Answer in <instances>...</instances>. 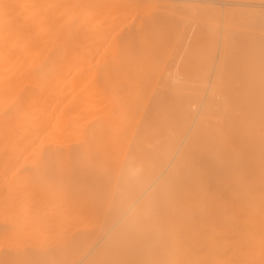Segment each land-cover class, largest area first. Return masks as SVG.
Returning a JSON list of instances; mask_svg holds the SVG:
<instances>
[{
  "label": "bare ground",
  "instance_id": "1",
  "mask_svg": "<svg viewBox=\"0 0 264 264\" xmlns=\"http://www.w3.org/2000/svg\"><path fill=\"white\" fill-rule=\"evenodd\" d=\"M30 1L0 0V264H264V15L241 34L240 14L210 6L194 31L175 28L185 56L221 37L198 74L177 72L181 53L177 71L126 75L100 65L114 33L99 63L84 56L100 39V0ZM248 1L264 2L228 0ZM139 22L160 51V21ZM231 62L246 73L225 75Z\"/></svg>",
  "mask_w": 264,
  "mask_h": 264
},
{
  "label": "rangeland",
  "instance_id": "2",
  "mask_svg": "<svg viewBox=\"0 0 264 264\" xmlns=\"http://www.w3.org/2000/svg\"><path fill=\"white\" fill-rule=\"evenodd\" d=\"M28 1V2H27ZM30 0H26V2L27 3H33V2H29ZM33 1V0H32ZM36 1V0H35ZM40 2H42V0H39ZM45 2H46V0H44ZM43 1V2H44ZM49 1V0H48ZM53 2L51 3V1H50V4L52 5L51 6V8L52 7H54V5H55V8H57V6H58V3L57 2H59V1H61V0H52ZM69 1V0H68ZM72 0H70V2H71ZM109 2V0H100V1H98L96 4H97V6H96V8L97 7H101V9H99V8H97V10L95 11V15H96V18H97V21H98V30H99V33H101V34H99V37H100V39L97 41V44H95V45H93L92 47L91 46H89L90 44H88V43H84L83 45H85V46H82L83 47V51H86V49H88L89 48V50H87V52L90 54V55H88V53L87 52H85L86 54H84V56L86 57V55H87V57H86V61L88 62L89 61V65L90 64H92V65H94V64H96V63H99V61H101V60H99V59H97L98 57H99V53H100V51L101 50H103V52H104V50H105V47H103V46H106L107 45V42H110L111 40H113L114 42H115V40L117 39V41H118V43H112V45H109L108 44V47H111V48H106V50H107V52L106 53H104L105 55H103L102 53H100V54H102V55H100V59H102V62H100V65L102 64H105V61L107 62V65H108V63H111V64H109V65H111L112 67H114L113 65H115L116 64V68H117V70H116V68H115V70H114V72H116V73H124V74H126V75H134V74H140V72H141V74H144V73H151V74H153L154 73V71L156 70V72L157 73H160L158 70L160 69V71L161 72H164L165 70L166 71H168V72H170V70H172L171 72H174L173 70H175V71H177L175 68H173L174 67V63L177 61V60H179V62H180V59L179 58H181V71H177L178 73H185V74H187V75H191V76H193V75H195V73L196 74H198L199 73V71H200V69H198V68H200V67H196V65L197 64H200L199 62L201 61V57L203 56V53H202V49H204L203 47H202V49H201V47H199V48H193L192 49V51L190 52V54H188V56H187V54H186V56L185 55H183V52H182V49H179L180 48V46H178V50L176 49L177 47H176V45H177V43H178V41L176 42V44H175V41L176 40H179V39H176L175 37L178 35V36H180L178 33H176L175 32V28L176 27H181V28H184V29H186V28H189V29H192V31H194L197 27H198V24H200L199 22H201L200 21V19L201 20H203V18L202 17H204L205 15H206V12L208 13V11L212 8V7H210V6H217V7H219V8H221L222 9V11L223 12H225V10H226V7H229V8H231V9H234V12L233 13H235L236 15H241L240 17H242V18H240V19H238L239 21L240 20H242L243 22H244V24L245 25H243L242 23L243 22H240L241 24H239V25H242L243 27H241V26H238V27H240V29L242 30H240V29H238L237 31H235V34H234V36L236 37V34H238L239 33V30H240V32H241V34L242 33H246L245 32V30L244 29H251V27H252V25L254 24L253 23V21H254V19H255V17L256 16H258V15H264V2H250V1H248L247 3H238V5H237V3L235 4H231V2H228V0H225L226 1V3H225V1L224 0H134L135 2L133 3L132 2V0H122V1H120V0H114V3H113V0H112V2L110 1L109 3H113V4H111V5H109V3H106V2ZM130 1H131V3H130ZM223 1V2H222ZM73 2V1H72ZM74 2H75V0H74ZM99 2H100V4L101 5H99ZM129 2V3H128ZM105 3V4H104ZM56 4H57V6H56ZM103 4H104V6H103ZM123 6H122V5ZM241 4V5H240ZM243 4V5H242ZM250 4V5H249ZM261 4V5H260ZM115 5V7H116V5H118L119 6V8L121 9V10H119V12H116L115 10H118L117 8H115L114 9V12H116L117 14L116 15H118L119 13H120V15L119 16H116V15H114V13H113V15L115 16H113L112 17V14H109L108 12H107V10L109 11V10H111V9H113V8H111V9H109L110 7H113ZM124 5H126V6H124ZM130 5V6H129ZM110 6V7H109ZM120 6H122V8L120 7ZM127 6H128V8H127ZM109 7V8H108ZM125 7H126V9H125ZM108 8V9H107ZM103 9L106 11H104V13L102 14V12H103ZM125 9V11L127 12V13H129V11L130 12H132L131 14L129 13V14H127L126 12H125V14H123V12H122V10H124ZM135 9H138V10H135ZM139 9H140V11H141V9H142V12H139ZM144 9V10H143ZM236 9V10H235ZM53 10H54V8H53ZM128 10V11H127ZM56 11V10H55ZM145 11H147L145 14H146V16H147V18L149 19V20H151V19H155V21L157 20V21H160L157 25H156V28H154L155 29V31H154V33H156L155 35H154V33H153V36H155V37H153V39L154 40H156V39H158V38H162L163 39V37L164 38H167L166 39V43L169 41V43L170 44H166L165 43V46H168L167 48H162L160 51L158 50V52H157V50H153V48L151 49V47H152V45H151V39L150 40H147V42H146V49H150L149 51H151V50H153V51H151V52H149L148 50H146V49H144L145 47H144V29H141V31L139 30V31H135V27L137 26V24H138V22L140 21L141 22V24H142V22L144 23V12ZM162 11H163V13L164 12H167L166 14L167 15H163L162 14ZM176 11H178V12H176ZM237 11V12H236ZM245 11V12H244ZM99 12H101V13H99ZM110 12V11H109ZM112 12V11H111ZM138 12V13H137ZM238 12H240V13H238ZM108 13V14H107ZM121 13H122V15H126V16H128L126 19H128V21L125 19L124 21H123V19L125 18L124 16V18H122V16H121ZM136 13V14H135ZM147 13H148V15H147ZM175 13V14H174ZM199 13H201V14H199ZM246 13V14H245ZM61 14V13H60ZM111 16V18L112 19H114L112 22H111V19L110 18H107V16ZM137 16V14H138V16L137 17H135V15ZM161 15V17H160V15ZM194 14V15H193ZM204 14V15H203ZM209 14H211V13H209ZM208 14V15H209ZM244 14V15H243ZM61 15H64V14H61ZM103 17H101V16ZM105 16V18L106 19H108V22H109V24H108V22L106 21V19L104 18V16ZM141 15V16H140ZM150 15V16H149ZM177 15V16H176ZM198 16V15H200L199 17H198V19H196L197 17H194V16ZM246 15V17L244 18L243 16H245ZM83 16V15H82ZM81 16V17H82ZM98 16V17H97ZM108 16V17H109ZM134 16V17H133ZM188 16V17H187ZM218 16V18H219V20H220V22L219 21H217V20H215V19H218V18H214V22H215V24H214V22H213V26H212V28L216 25H218L219 26V28L218 27H214V30L215 29H219L218 31H216V32H219V34L221 35L222 34V31H223V28H224V24L223 23H226V20H225V17H224V15H217ZM220 16V17H219ZM101 18V19H98V18ZM117 17V18H116ZM141 17V19H139ZM151 17V18H150ZM168 17V18H167ZM184 17V18H183ZM205 17H207V15L205 16ZM216 17V16H215ZM237 17H239V16H237ZM247 17H248V19H247ZM159 18L161 19V20H159ZM168 20H167V19ZM175 20H174V19ZM180 18H183L182 20L180 19ZM232 18H234V19H236L237 20V18H236V16H232ZM250 18H253V19H250ZM104 21H103V20ZM119 20L120 21V23L119 24H117L119 21H117V20ZM136 19V20H135ZM171 19V20H170ZM188 19V20H187ZM207 19V18H206ZM130 20V21H129ZM165 20V21H164ZM180 20V22H178ZM231 20V19H230ZM237 20V21H238ZM251 20V21H250ZM102 21H103V23H107V24H104V25H101L102 24ZM117 21V22H116ZM122 21V22H121ZM127 21V22H126ZM162 21V22H161ZM168 21V22H167ZM174 21V22H173ZM186 21V22H185ZM196 22V24H195V22ZM205 21H207V20H205V18H204V21L203 22H201V24L202 23H204ZM232 21V20H231ZM230 21V23H232V26L235 28V25L237 24V23H235V24H233V22H235V20L234 21H232L231 22ZM247 21V22H246ZM114 22V23H113ZM139 22V23H140ZM166 22V23H165ZM173 22V23H172ZM84 23H86L85 21L84 22H82V26L85 28L86 27V29H84L82 26V31L81 32H83V34L84 33H86L87 31L89 32H91V29H92V27L91 26H88L87 24H84ZM88 23V22H87ZM128 23L130 24L129 26L130 27H127L128 26ZM196 25H194V24ZM211 23H212V21H211ZM247 23H250V26H248L249 24H247ZM110 24H113V25H110ZM124 24V25H123ZM171 24V25H170ZM185 24V25H184ZM209 24V23H208ZM207 24V22L205 23V25H208ZM111 27H110V26ZM123 26V27H121L120 28V26ZM125 25H126V27H125ZM139 25V24H138ZM182 25H183V27H182ZM248 26V28H246V27H244V26ZM103 27V29H102V27ZM119 26V27H118ZM199 26H201V25H199ZM223 26V27H222ZM100 27H101V30H100ZM108 27V28H107ZM125 27V28H124ZM138 27V26H137ZM194 27V28H193ZM112 28V29H111ZM168 28V32H167V30H165V29H167ZM170 28V29H169ZM242 28H244V29H242ZM89 29V30H88ZM119 29V30H118ZM120 29L122 30V31H120ZM126 29V30H125ZM130 29V30H129ZM134 29V30H133ZM171 29H174L173 31L171 30ZM188 29V30H189ZM236 29V28H235ZM108 30H112L111 32L110 31H108ZM85 31V32H84ZM105 31V32H104ZM107 31H108V33H107ZM170 31V32H169ZM172 31V32H171ZM244 31V32H243ZM106 35H104L103 33ZM237 32V33H236ZM110 33V34H109ZM115 34V36H116V38L115 37H113L114 36V34ZM117 33H120L119 35L117 34ZM134 33V34H133ZM135 33L137 34V35H135ZM143 33V34H142ZM88 34H90V33H88ZM103 34V35H102ZM132 36H131V35ZM241 34H239L238 35V37L239 38H237V40H240V38L243 36V35H241ZM112 36V39L110 38L111 36ZM141 35H142V37H141ZM157 35V36H156ZM172 35V36H171ZM106 37V39H104L105 37ZM119 36V37H118ZM128 36H130V38H131V40H133L132 42H131V40L129 39V41H127L128 40ZM138 36H139V38H138ZM162 36V37H161ZM122 37H123V39H122ZM127 37V38H126ZM132 37H134V38H132ZM135 37H137V38H135ZM157 37V38H156ZM173 37H174V39H173ZM113 38H115V40L113 39ZM126 38V39H125ZM177 38H179V37H177ZM104 41H103V40ZM110 41H109V40ZM106 40V41H105ZM121 40L123 41V40H126L127 42H129V45H127V43H126V41L124 42L123 41V44L124 45H127V47L125 48L124 46V48L122 47V42H121ZM140 40H142V41H140ZM180 40H182L183 41V39H180ZM179 40V41H180ZM221 37H220V39H218V42L216 41H214V45L212 44V46L211 47H213V48H211V47H208V48H205L204 50H205V52H207V50H209V51H211L212 49V51L210 52L211 54H212V52H214L215 50H217V48H218V50L215 52V54L213 53V55L214 56H218V54H220V53H218L219 52V50H221L220 48L222 47V43H220L221 42ZM101 41H102V43H103V45H100V44H102L101 43ZM112 41V42H113ZM138 43H137V42ZM149 41V42H148ZM173 43H172V42ZM119 42H121L120 43V47L119 48H121V49H118V50H115V52L114 51H112L113 50V47H114V45H118L119 46ZM130 42H131V44H130ZM105 43V44H104ZM134 43V44H133ZM141 43V44H140ZM148 43V44H147ZM183 43V42H182ZM218 43V44H217ZM111 44V43H110ZM114 44V45H113ZM140 44V45H139ZM216 44V45H215ZM134 45V46H133ZM139 47H138V46ZM178 45H182L180 42L178 43ZM198 45V44H197ZM221 45V46H220ZM95 46H97V47H95ZM140 46H142V48H140ZM217 46V47H216ZM95 47V48H94ZM136 47H138V48H136ZM150 47V48H149ZM182 47H183V45H182ZM216 47V48H215ZM58 48V47H57ZM56 48V50L57 51H55L54 49H52L51 51H52V53H51V55H43V56H46V58H49V59H54V58H56V56H57V54L55 55V53H59L60 52V50H62L63 48L61 47V49H60V47L57 49ZM98 48V49H97ZM104 48V49H103ZM115 48V47H114ZM171 48V49H170ZM48 49V50H47ZM47 49H45V51H49L50 49L49 48H47ZM65 49V48H64ZM91 49H93V50H91ZM163 49H164V51H163ZM165 49H166V51H165ZM199 51H198V50ZM96 50V51H95ZM105 50V51H106ZM126 50H128V51H126ZM235 50V49H234ZM119 51H120V53H119ZM129 51H131V52H129ZM145 51V52H144ZM156 51V52H155ZM178 51V52H177ZM50 52V51H49ZM81 52H82V49H81ZM102 52V51H101ZM110 52V53H109ZM127 52V53H126ZM149 52V54L147 55V53ZM204 52V51H203ZM48 53V52H47ZM94 53V54H93ZM113 53V54H112ZM122 53V54H121ZM130 53V54H129ZM132 53H134V54H132ZM181 53H182V55L183 56H179V55H181ZM216 53H218V54H216ZM248 53V52H247ZM53 54V55H52ZM83 54V53H82ZM108 54L109 55H114L115 54V56L114 57H109L108 56ZM121 55L120 57H119V55ZM139 54V55H138ZM146 54V55H145ZM160 54H162V56H160ZM200 54V55H199ZM92 55H94V56H92ZM124 55V56H123ZM127 55V56H126ZM169 55V56H168ZM212 55V56H213ZM236 54H234V56H235ZM237 55H238V53H237ZM237 55H236V57H237ZM106 58H105V57ZM118 56V57H117ZM123 56V57H122ZM136 56H138V57H136ZM147 56V57H146ZM155 56V57H154ZM158 56V57H157ZM175 56H179V58H176ZM213 56V57H214ZM239 56V55H238ZM67 57V56H66ZM66 57H65V59H66ZM88 57H92L91 59H92V63H91V60H90V58L88 59ZM126 57V58H125ZM133 57H134V59H133ZM154 57V58H153ZM165 57H167V60H166V58ZM172 57V58H171ZM209 57H211V56H209ZM239 57H241V56H239ZM45 58V57H44ZM69 58H71V57H68V59H66L67 60V66L69 67V65L70 66H72L71 68L73 69L74 67V69H77V66H80V65H82V63H83V61L84 60H78V62H76L75 64H73V60H70ZM122 58V59H121ZM139 58V59H138ZM147 58V59H146ZM163 58V59H162ZM173 58H174V60H173ZM235 58V57H234ZM68 60H70L69 62H68ZM95 60V62H93ZM96 60L98 61V62H96ZM105 60V61H104ZM115 62H114V61ZM157 60H158V62L160 63H157ZM160 60V61H159ZM163 60H164V62H163ZM174 62H173V61ZM176 60V61H175ZM188 60V61H187ZM236 60H238V59H236ZM79 61L81 62V63H79ZM85 61V62H86ZM117 61V62H116ZM156 63H155V62ZM86 62V64H88ZM104 62V63H103ZM148 62H149V67H151L150 69L152 70V68H153V70L151 71V72H149L150 70H147L148 69ZM183 62H185L186 63V65L185 66H183L185 63H183ZM197 62V63H196ZM232 62H235V61H232ZM231 62V64H228L227 65V67L225 68V71H227V72H225V75H227V73H228V76L229 77H235V76H233V75H230V73L231 74H235L237 77L238 76H241V75H243V73H246V72H243L242 70H244V71H247V74H249V75H251L252 73H253V71H252V69L250 68V70L248 71V70H246L247 69V66H245V64H247V63H244L243 65L244 66H242L241 65V63L238 61L237 63H239L242 67H243V69L241 70V69H239V68H241L240 67V65L239 64H237L238 65V67H235L236 66V64L235 63H232ZM115 63V64H114ZM143 63V64H142ZM144 63H145V65H144ZM147 63V64H146ZM191 63V64H190ZM85 63H84V65H86ZM120 64V65H119ZM139 64V65H138ZM152 64V66H150ZM156 64L158 65V66H156ZM190 64V65H189ZM195 64V65H194ZM125 65V66H124ZM143 67V68H141V66ZM230 65V66H229ZM232 65V66H231ZM138 68H137V67ZM145 66V67H144ZM159 66H161V67H159ZM172 66V67H171ZM234 66V67H233ZM249 66V65H248ZM140 67V68H139ZM165 67H170V68H172V69H169V68H166V69H163V68H165ZM187 69H186V68ZM189 67V68H188ZM233 67V68H232ZM245 67H246V69H245ZM113 68V69H114ZM137 68V69H136ZM192 68H193V70H192ZM249 68V67H248ZM183 69V70H182ZM198 69V70H197ZM233 69H235V71L236 72H238V73H242L241 75H239L238 73H236ZM136 70V71H135ZM147 70V71H146ZM164 70V71H163ZM232 70H233V72H232ZM139 71V72H138ZM143 71V72H142ZM145 71V72H144ZM188 71V72H187ZM195 71V72H194ZM230 71V72H229ZM137 72V73H136ZM153 72V73H152ZM214 72V71H213ZM156 73V74H157ZM194 73V74H193ZM224 73V72H223ZM155 74V73H154ZM246 74V75H247ZM227 76V77H228Z\"/></svg>",
  "mask_w": 264,
  "mask_h": 264
},
{
  "label": "clouds",
  "instance_id": "3",
  "mask_svg": "<svg viewBox=\"0 0 264 264\" xmlns=\"http://www.w3.org/2000/svg\"><path fill=\"white\" fill-rule=\"evenodd\" d=\"M134 175V174H133Z\"/></svg>",
  "mask_w": 264,
  "mask_h": 264
}]
</instances>
